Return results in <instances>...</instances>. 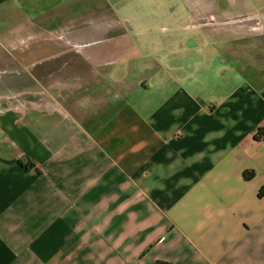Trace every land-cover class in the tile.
Instances as JSON below:
<instances>
[{"label": "crops", "instance_id": "1", "mask_svg": "<svg viewBox=\"0 0 264 264\" xmlns=\"http://www.w3.org/2000/svg\"><path fill=\"white\" fill-rule=\"evenodd\" d=\"M134 1L0 0V264H264V73L165 57ZM204 4L221 47L264 0Z\"/></svg>", "mask_w": 264, "mask_h": 264}, {"label": "rangeland", "instance_id": "2", "mask_svg": "<svg viewBox=\"0 0 264 264\" xmlns=\"http://www.w3.org/2000/svg\"><path fill=\"white\" fill-rule=\"evenodd\" d=\"M205 1L135 0L130 6L138 7V11L143 13L144 16L140 17V20L144 25L149 24L151 26L150 32H148L150 33L151 43L154 47L163 48L165 57L196 56L198 55L197 52H200L203 58L206 57V61L210 62L213 67L215 58L218 56L229 57L226 64L219 65L218 69L219 73L224 75L230 82H235V79H238V75H241L242 72H247L251 78L259 72L263 74L264 6L257 7L255 14L241 15L239 21L213 22L209 25L208 28L215 32L224 31L225 34L229 33L227 34L228 37H224V41L228 43L220 47L219 45L210 44L208 40H201L202 32L198 29L199 24L190 18L191 15L200 14L202 8H206ZM218 1L219 6H221L219 10L226 9L236 12L238 9L236 0ZM129 15L131 16L132 12ZM148 17L152 18L149 19ZM192 41H195L197 45ZM0 48L5 49L1 42ZM215 49H220L225 53L216 54ZM236 55H239L242 61L246 63L237 66ZM22 76L23 72L18 73V75H15L14 71L4 72L0 80V89L7 87L6 83L11 79L16 80V78H22Z\"/></svg>", "mask_w": 264, "mask_h": 264}, {"label": "trees", "instance_id": "3", "mask_svg": "<svg viewBox=\"0 0 264 264\" xmlns=\"http://www.w3.org/2000/svg\"><path fill=\"white\" fill-rule=\"evenodd\" d=\"M253 176H254V172L253 171H249V172L245 173V178L246 179H251V178H253ZM260 195L264 196V186L260 189ZM153 264H172V263L169 262V261L158 260V261H156Z\"/></svg>", "mask_w": 264, "mask_h": 264}, {"label": "water", "instance_id": "4", "mask_svg": "<svg viewBox=\"0 0 264 264\" xmlns=\"http://www.w3.org/2000/svg\"><path fill=\"white\" fill-rule=\"evenodd\" d=\"M229 57H224V56H218L217 58H215V63H214V65H216V66H219V65H221V64H226V62L228 61L227 59H228Z\"/></svg>", "mask_w": 264, "mask_h": 264}, {"label": "flooded vegetation", "instance_id": "5", "mask_svg": "<svg viewBox=\"0 0 264 264\" xmlns=\"http://www.w3.org/2000/svg\"><path fill=\"white\" fill-rule=\"evenodd\" d=\"M257 74L259 75V74H261V73L259 72V73H257ZM238 76H239V78H241V79H244V78H246V77L251 78V76H250L247 72H242L241 75L239 74ZM11 144L14 145L13 142H12ZM11 144L9 143L8 145H5V146H6L7 148H12V147L10 146Z\"/></svg>", "mask_w": 264, "mask_h": 264}]
</instances>
